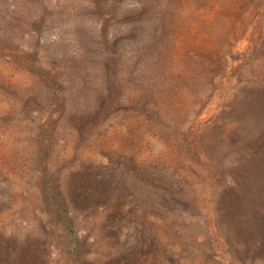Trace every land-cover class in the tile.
<instances>
[{"label": "rangeland", "instance_id": "1", "mask_svg": "<svg viewBox=\"0 0 264 264\" xmlns=\"http://www.w3.org/2000/svg\"><path fill=\"white\" fill-rule=\"evenodd\" d=\"M92 2L0 0V17L17 31L13 50L54 73L57 65L61 71L59 97L53 99L24 68L0 55V234L16 242V256L19 250L30 256L28 264H61L36 185L35 136L42 125L50 124L51 109L57 118L65 109L69 113L72 108H94L107 90L103 59H89L82 48L85 42L76 34L77 26L84 27L83 22L97 16L98 12H88ZM126 2L145 6L146 0ZM147 4L153 8L151 15L142 22L137 18L132 31L122 22L116 29L122 39L119 53H125L118 74L125 98L113 105L116 116L108 119L104 137L81 138L78 118L69 116V123L57 125L46 155L49 171L74 199V208H86L73 192L94 182L96 173L115 179L105 199L77 213L85 234L96 220L91 239L95 236L103 244L88 247L85 262L93 264L99 252L117 250L126 241L132 252L144 254L141 259L147 264H170L168 257L179 258V264H264V229L258 226L244 228L250 245L241 254L223 244L208 251L200 246L209 230L216 242L223 240L215 220L220 192L215 193L208 173L189 163L177 145L188 131H198L204 142L218 115L227 124L235 123L238 107L260 91L264 0ZM41 16L45 18L38 24ZM39 29L37 52L28 42ZM258 46L261 50L254 57L252 50ZM138 110L146 114L129 117ZM176 196L179 202L171 200ZM113 208L118 212L114 219L108 215ZM116 228H120L117 236ZM152 238H160V244L153 247ZM168 242L188 245L172 249L177 255H171L165 250Z\"/></svg>", "mask_w": 264, "mask_h": 264}, {"label": "trees", "instance_id": "2", "mask_svg": "<svg viewBox=\"0 0 264 264\" xmlns=\"http://www.w3.org/2000/svg\"><path fill=\"white\" fill-rule=\"evenodd\" d=\"M148 1L143 2L145 6L141 3L138 4L139 6H136L137 4L129 6L126 0H93L90 7L95 10H90L89 7L88 12H98V14H95L97 16L90 22H83L84 27L77 26L76 34L81 42H85L82 48L89 59H103L106 78L104 85L107 86V90L99 96L94 108H86V110L72 108L69 113L65 109L57 118L54 116L55 108L51 109L50 124L42 125L35 136L38 148L33 153L32 164L33 169L38 173L36 185L41 196V208L47 214L53 229L55 247L58 250L61 264H86L84 258L88 247L103 245L99 238L96 239L94 236L91 239V232L94 233L97 229L96 220H92L91 232L85 234L86 226L81 228L82 219L78 218L77 213L89 211L96 203H99L98 201L105 199L106 190L110 183L114 185L115 179H108L103 172L96 173L94 182L90 181L86 186L73 192L77 201L86 203V208L84 210L74 208V199L49 171L46 155L51 151L50 140L54 139L57 125L64 122L69 123V116L78 118L81 138L94 140L104 137L108 119L116 116L117 109L113 108V105L119 98L122 100L125 98V95L120 94L124 88L118 77L125 53H119L122 39L116 29H119L118 24L122 22L126 23L127 31H132L134 28L131 25L138 20L137 18H140L142 22L145 20L143 17L151 15L153 8L147 4ZM103 7L107 9L101 11L100 8ZM44 18L41 16L38 24H42ZM3 19L6 18L0 17V55H8L10 61L24 68L41 86L45 87L53 99H57L59 92L56 86L61 78L58 65L54 68L55 74L53 68H45L36 64L34 60L23 59L19 56L13 50L17 43V31ZM78 25H82V22L80 21ZM57 42L59 40L55 43ZM28 44H30V49L41 51L40 29ZM257 49L261 50L259 46L252 50L254 57ZM221 54L222 52L218 53L219 58ZM39 88L42 87L39 85ZM258 88L260 90L258 93L248 96L245 102L238 107L235 123L227 124L222 115H218L216 127L205 134L204 142L198 135V131H188L186 136L175 137L177 141L179 137L183 140L177 145L181 147V152L183 151L187 161L204 169L208 173V180L211 187L215 189V193L220 192L216 196L217 216L215 220L218 222L223 240L216 242L213 231L209 230L206 239L200 245L207 248V251L219 248L220 244H223L236 255L241 254L248 250L250 245L249 238L244 234V228L258 226L264 229V83L258 85ZM117 102L120 103V100ZM144 114H146L144 110H138L136 114H131L129 117ZM169 194H174L173 190H170ZM171 200L179 202L180 199L176 196ZM117 214L114 208L108 213L112 219ZM116 229L114 230L115 236L120 232V228ZM116 239L120 241L119 237ZM160 242V238H152L150 244L155 247ZM15 245L16 242L11 238L0 234V264H28L30 256L23 254L20 250L16 256ZM187 245L182 242L171 245L168 242L165 250L167 254L177 255L172 252V249ZM121 246L117 250L107 248L106 254L99 252L93 258V264H147L141 259L140 254L144 255L141 251L140 253L132 252L126 241L122 242ZM167 261L170 264H179L180 260L168 257ZM181 261L184 260L181 259Z\"/></svg>", "mask_w": 264, "mask_h": 264}]
</instances>
